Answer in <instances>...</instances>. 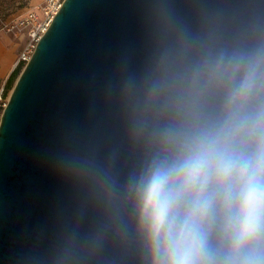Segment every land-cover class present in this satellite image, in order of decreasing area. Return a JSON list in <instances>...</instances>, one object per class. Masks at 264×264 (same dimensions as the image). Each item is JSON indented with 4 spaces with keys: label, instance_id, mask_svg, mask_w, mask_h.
<instances>
[{
    "label": "clouds",
    "instance_id": "clouds-1",
    "mask_svg": "<svg viewBox=\"0 0 264 264\" xmlns=\"http://www.w3.org/2000/svg\"><path fill=\"white\" fill-rule=\"evenodd\" d=\"M107 98L144 150L141 167L121 180L110 159L69 141L58 173L108 212L134 195L151 264H264V37L225 45L157 0L150 56L125 66ZM80 243L69 234L61 258Z\"/></svg>",
    "mask_w": 264,
    "mask_h": 264
},
{
    "label": "water",
    "instance_id": "water-1",
    "mask_svg": "<svg viewBox=\"0 0 264 264\" xmlns=\"http://www.w3.org/2000/svg\"><path fill=\"white\" fill-rule=\"evenodd\" d=\"M157 0H65L18 76L0 125V264H151L140 207L128 194L115 213L61 176L69 142L110 159L123 180L144 150L127 138L107 98L121 70L150 56ZM194 30L228 46L264 37V0H171ZM81 241L66 259L69 234Z\"/></svg>",
    "mask_w": 264,
    "mask_h": 264
},
{
    "label": "built area",
    "instance_id": "built-area-1",
    "mask_svg": "<svg viewBox=\"0 0 264 264\" xmlns=\"http://www.w3.org/2000/svg\"><path fill=\"white\" fill-rule=\"evenodd\" d=\"M65 0H44L43 5L36 9H31L25 15L20 16L8 26L11 30L26 33V42L22 51L19 53L14 69L19 65H25L34 53L42 36L50 27L55 15L61 9ZM10 94L4 86L0 88V125L5 108L8 105Z\"/></svg>",
    "mask_w": 264,
    "mask_h": 264
},
{
    "label": "rangeland",
    "instance_id": "rangeland-1",
    "mask_svg": "<svg viewBox=\"0 0 264 264\" xmlns=\"http://www.w3.org/2000/svg\"><path fill=\"white\" fill-rule=\"evenodd\" d=\"M43 3L44 0H0V39L8 49L12 50L15 53H20L24 48L27 39L26 33L11 30L8 24L13 22L20 16L25 15L31 9H36L37 7L43 5ZM23 67L24 64L22 65V69ZM13 70L14 68L7 76H4L2 78L0 77V88L4 86L5 90L8 93H11L13 88L7 87L8 79Z\"/></svg>",
    "mask_w": 264,
    "mask_h": 264
},
{
    "label": "crops",
    "instance_id": "crops-1",
    "mask_svg": "<svg viewBox=\"0 0 264 264\" xmlns=\"http://www.w3.org/2000/svg\"><path fill=\"white\" fill-rule=\"evenodd\" d=\"M19 53H15L8 49L3 41L0 39V77L10 74L14 67V63ZM14 60V62H13ZM13 62V63H12Z\"/></svg>",
    "mask_w": 264,
    "mask_h": 264
},
{
    "label": "trees",
    "instance_id": "trees-1",
    "mask_svg": "<svg viewBox=\"0 0 264 264\" xmlns=\"http://www.w3.org/2000/svg\"><path fill=\"white\" fill-rule=\"evenodd\" d=\"M21 69H22V65H19L18 67H16L13 70V72L11 73V75H10V77L8 79V84H7L8 88H12L13 87V85H14V83H15V81H16V79H17V77H18V75H19V73L21 71Z\"/></svg>",
    "mask_w": 264,
    "mask_h": 264
}]
</instances>
